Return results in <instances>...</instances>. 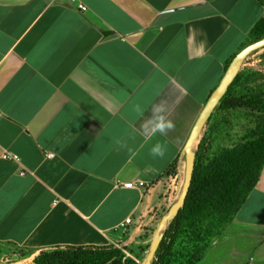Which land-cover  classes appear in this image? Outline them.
<instances>
[{
  "label": "crops",
  "instance_id": "obj_1",
  "mask_svg": "<svg viewBox=\"0 0 264 264\" xmlns=\"http://www.w3.org/2000/svg\"><path fill=\"white\" fill-rule=\"evenodd\" d=\"M81 1L0 0V243L36 253L122 247L168 210L203 107L264 19L259 0ZM157 108L173 127L152 135ZM206 255L264 264V165Z\"/></svg>",
  "mask_w": 264,
  "mask_h": 264
},
{
  "label": "trees",
  "instance_id": "obj_2",
  "mask_svg": "<svg viewBox=\"0 0 264 264\" xmlns=\"http://www.w3.org/2000/svg\"><path fill=\"white\" fill-rule=\"evenodd\" d=\"M259 1L264 4L263 0ZM263 38L264 19L254 25L248 41L239 51ZM232 59L226 64L225 71ZM242 80L243 68L205 124L197 143L184 206L166 228L151 264H198L212 244L222 237L256 186L264 165V89L237 94ZM237 110L250 114L253 127L232 147L218 150L210 148V129L207 128L215 115ZM166 212L162 210L159 213L158 222ZM155 229L151 231L149 242L141 249L144 256L139 263L131 257V252L126 253L125 248L108 246L41 250L33 259V264H140L146 256ZM148 232H144L142 240L147 239Z\"/></svg>",
  "mask_w": 264,
  "mask_h": 264
},
{
  "label": "rangeland",
  "instance_id": "obj_3",
  "mask_svg": "<svg viewBox=\"0 0 264 264\" xmlns=\"http://www.w3.org/2000/svg\"><path fill=\"white\" fill-rule=\"evenodd\" d=\"M260 89H264V50L249 56L245 60L243 80L237 88V94H244ZM252 127V117L244 110L217 113L212 123L207 128L208 130L210 129V148L218 150L232 147L238 143ZM160 212L155 215L151 227L143 228L139 235L134 236L132 233L128 232L127 235L124 236L125 241L130 238V242L122 247L126 249V253L131 252L133 255L131 257H134L133 259L138 263L144 256L141 249L149 242L151 231L154 230L158 224V215ZM146 230L150 232L147 233V239L142 240L141 237ZM37 255L38 253L33 251L24 250L7 243H0V264H33V259ZM127 255L130 256L129 254ZM209 260L210 258H207V255H205L202 261L206 264Z\"/></svg>",
  "mask_w": 264,
  "mask_h": 264
},
{
  "label": "water",
  "instance_id": "obj_4",
  "mask_svg": "<svg viewBox=\"0 0 264 264\" xmlns=\"http://www.w3.org/2000/svg\"><path fill=\"white\" fill-rule=\"evenodd\" d=\"M261 49H264V38L246 46L239 53H237L234 56V58L231 60L230 64L228 65L220 83L212 92L207 103L203 107L183 149L185 156V171H184V179L181 189L178 193L177 198L168 208L166 214L163 215L159 220L155 232L150 241L146 256L140 264H151V261L153 260L155 252L159 246V243L164 235L166 228L175 218L178 211L184 206L185 198L187 196L192 178L194 158L196 152L195 146L201 136V133L205 127L206 122L208 121L215 107L219 103L220 99L226 93L232 81L235 79L238 72L241 70L245 60L252 53L259 51Z\"/></svg>",
  "mask_w": 264,
  "mask_h": 264
},
{
  "label": "built area",
  "instance_id": "obj_5",
  "mask_svg": "<svg viewBox=\"0 0 264 264\" xmlns=\"http://www.w3.org/2000/svg\"><path fill=\"white\" fill-rule=\"evenodd\" d=\"M45 1H48L49 3L57 4V5H62V6H73L81 13H84L87 10L86 6L82 3L81 0H45ZM52 157L53 155L51 154L46 155L47 159H50ZM2 159L17 162V158L10 154L4 153L2 155ZM123 186L126 188H132L135 186L141 187L143 186V184L138 183V185H134L133 183H126ZM174 192H176V182H175V179H172L168 185V195L173 194ZM130 224H131V219L127 218L122 223H120V225L118 226V229L121 230L122 232H125L127 227Z\"/></svg>",
  "mask_w": 264,
  "mask_h": 264
},
{
  "label": "clouds",
  "instance_id": "obj_6",
  "mask_svg": "<svg viewBox=\"0 0 264 264\" xmlns=\"http://www.w3.org/2000/svg\"><path fill=\"white\" fill-rule=\"evenodd\" d=\"M156 112L161 113L160 115H156L154 119L149 120V124L151 125L150 132L152 135H156L157 133H164L170 130L173 125L171 122L166 120V117L162 114L164 112L163 108L155 109ZM149 129L145 128V133H148ZM166 154V147L162 144L157 143L150 150V155L154 158H163Z\"/></svg>",
  "mask_w": 264,
  "mask_h": 264
}]
</instances>
